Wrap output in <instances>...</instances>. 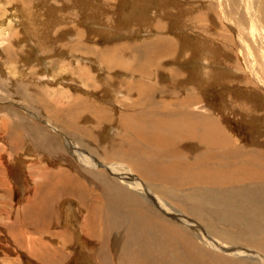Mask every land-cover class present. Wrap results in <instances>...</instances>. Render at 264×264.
<instances>
[{
	"label": "rangeland",
	"instance_id": "374dc122",
	"mask_svg": "<svg viewBox=\"0 0 264 264\" xmlns=\"http://www.w3.org/2000/svg\"><path fill=\"white\" fill-rule=\"evenodd\" d=\"M240 13L239 0H0V264H124L126 260L132 263L139 258L133 256L129 259L130 256L124 252L125 243L121 241L123 236L119 235L120 230L132 225L127 216L129 209H123L125 212L115 210L124 213L125 219L116 217L109 222L103 213L106 223L95 224L96 233L104 236L109 232L111 238L106 237L109 243L104 240L101 246L84 238L89 224L84 217L86 213L80 211L79 200L75 202L59 196L55 202L57 222L50 224L43 233L35 227L27 228L32 234L26 232V226L20 223L25 217L22 210L39 196L35 184L43 179L37 175L46 169L72 170L70 173L83 180L87 187L94 186L90 181L94 177L82 174L86 167L68 153L66 141L79 149L87 163L90 159L98 160L97 168L91 167V172L100 168L106 180H112L114 186H125L113 180L117 176L111 174L106 166L114 163L129 166L128 158L116 156L115 149L114 156H108L110 160H104L103 154L109 143L117 144L121 128H118L115 116L121 114L125 104L133 103V97L125 92L122 82L134 83L137 79L147 86L154 85L155 89L165 86L161 91L154 89L150 92L156 96L159 94V99L144 104L148 110L151 103L160 105L159 101L169 97L173 106L178 107L188 105L187 99H192L193 107L199 108L196 114L215 118L216 124L224 129L225 136L231 137L236 145L240 143L239 146L245 145L247 151L264 154V81H256L250 71L252 55L247 52L241 42L242 35L239 36L237 31L236 20ZM144 50L145 56L141 55ZM157 52L164 54V59L150 56ZM150 57L155 61L161 59L165 65L163 70L151 67L149 76H143L141 72L130 73L132 64ZM260 79L264 80V75ZM239 81L241 87L238 86ZM80 101H88L91 108L106 109L112 116L108 115L109 121H101L93 116L95 110L90 111ZM116 104L122 106L118 105L116 113H113ZM241 104L250 106L243 114L240 113ZM52 117H56L58 122ZM64 122L70 127H91L96 131L92 141L64 129ZM57 148L62 150L67 161L53 158L52 155L57 156ZM131 174L153 190L157 197L160 195L158 199L161 197L165 203H173L172 206L188 222H200L202 226V222L211 224L199 213L191 211L181 192L179 196L157 193V187L164 184L144 180L135 171ZM183 187L187 186H181V190ZM240 196V202L223 205L228 210H235L234 215H241L239 205L245 206L250 197L252 202L255 201L262 197V193L242 192ZM140 201L143 199L138 198L134 206L145 208L143 212H148L150 219L168 221L184 232L192 230L193 224L182 223L154 205ZM244 208L250 209V206ZM94 211V216L95 213L100 215L97 209ZM204 211L203 208L201 212ZM121 222H125L124 229L119 228ZM110 224L119 230L112 225L111 228ZM214 224L217 225V220ZM58 233L61 237L67 235L64 246L53 238ZM253 242L249 239L240 245L255 250L256 255L264 258V238ZM208 255H220V261L227 258L239 264L250 262L246 257L232 256L219 249L209 250Z\"/></svg>",
	"mask_w": 264,
	"mask_h": 264
},
{
	"label": "bare ground",
	"instance_id": "6f19581e",
	"mask_svg": "<svg viewBox=\"0 0 264 264\" xmlns=\"http://www.w3.org/2000/svg\"><path fill=\"white\" fill-rule=\"evenodd\" d=\"M239 1L241 13L236 20L238 27L237 31L239 36L242 35L240 36L241 42L245 44L247 52L252 55V59L249 60V67L254 79L263 82L264 80L260 78L264 75V0ZM144 53H146V50H144L141 55H144ZM163 55L164 54L160 52L153 55L150 54V56H156V59L163 58ZM160 60L155 61L154 58L150 57L141 62L138 60L137 62L134 61L135 63L130 66V71H133L128 72L132 74L133 72H141V75L149 76L151 75V67L159 71V69L161 70L163 66H165L163 61ZM103 61L104 60H102V62ZM78 73L81 74L79 71ZM100 80L102 79L100 78ZM135 80L134 83H131L129 79V82L121 83L125 92H127L130 97H133V103L125 104L121 114L115 116L119 123L118 128H121L119 129V136L116 140L117 144L112 143L111 145V143H109L104 147L103 152L104 160H110L108 156H114L112 155L113 149H115L116 156H119V158H121L120 155L128 158L127 161L130 162L129 166L126 164L122 167L120 164L118 165V163L106 166L111 174L117 176V178L112 179L125 186H114V182L111 183L112 180L111 182L106 180L104 172H101L100 168H98L96 172H91L90 170H93L90 169L91 167L97 168L95 164L99 163L98 160L93 161L90 159V163H87L85 156L80 154L79 149L71 142L66 141L65 145L68 153L74 158L77 157V159L82 162V165L86 167V169H83L85 172L83 171L82 174L84 176L89 175L87 177H94L90 178L94 186L87 187L86 184L82 182L83 180L79 179L75 174L70 173L72 170L67 172L61 169L57 170L56 168L55 171H53V168L49 170L46 169L40 175H37L38 178L40 177L43 179L42 181H37L35 184L37 186L35 188H38L40 192L39 196H37L38 194L35 195L38 198L35 197V199L33 196L34 199L31 204L29 203L26 205L25 209H21L23 212L22 214L25 212V217L21 218L24 219V221L20 220V223L26 226L24 230L26 231L28 227H35L40 233H43L45 232V228L50 224H56L58 217L55 202L59 196H62L63 198H71L75 202L79 200L80 211L86 213L84 217L86 224H89L87 226L88 233L85 234L84 238L85 240L88 238L95 241L97 246H101V242L104 240L108 242L106 237L111 238L109 232L104 235L105 238H103L104 236H99V232L96 233L95 224L104 221L103 213L106 214V220L109 222L111 220L114 221L116 217L125 219L124 213H117L115 210L122 209V211H124L125 209H129V215H127V213L126 215L129 217L128 221L132 225L124 231L120 230L121 232L119 231V235L123 236V238L121 237V241L122 244L125 243L124 252L130 256L129 259L133 256H138L139 258H135L132 263L126 260L125 263L127 264H239L227 258L220 261V255L209 256L208 251L211 249L223 250L225 253H231L232 256L236 255L241 258L246 257L250 261L248 264H264L263 256L260 257L255 254V250L240 245L242 241H248L250 239L251 242H255L257 239L264 238V228L262 227L264 226V154L260 151H247L245 145L239 146L240 143L236 145L231 137L225 136L223 132L224 129L216 124L217 121L215 118H204L202 115L196 114V109L199 108L195 109L193 107L194 105L191 103L193 101L192 99H187L188 105L184 104L179 107L174 105V107L173 103H171L173 100H170L169 97V99L167 98L165 101H159L161 102L160 105L151 103V107L148 110V106L144 104L159 99L157 98L159 94L156 96L150 93L155 89L154 85L149 84L147 86L145 83L139 82L137 79ZM171 81L172 80H170V82ZM238 86H242L241 81H239ZM167 87L168 86H166V88ZM163 89H165V86L156 88L154 91H161ZM171 89H174V87ZM58 94L60 93L58 92ZM256 96L259 95L256 94ZM240 101L243 102L242 100ZM87 102L80 101L79 103L86 107L88 106L90 111L95 110L93 111V116L95 118L97 117L101 121H109L108 115L110 114L108 113L110 112L99 107L91 108L90 104L87 105ZM244 103L246 102L244 101ZM118 105L116 104L114 106L115 109L113 113H116ZM190 108L192 109L190 110ZM240 108V113L243 114L247 112L246 110L250 108V106L241 104ZM60 111L62 112V110ZM67 111L68 110H66V112ZM56 113L58 112L56 111ZM49 114L51 115V113ZM52 118L56 121V117ZM63 128L68 129V131L72 130L73 135L85 136L89 141H92L91 137H93L96 132L89 126L74 125L70 127L66 122H64ZM250 141H252V139ZM262 145L264 144L262 143ZM18 146L19 145H17L15 149H17ZM90 149L91 148H89V150ZM56 155L57 156L52 155L53 158L60 159V162L67 161L66 156L60 148H57ZM71 159L70 157L69 160L71 164H73ZM51 163L56 162L52 161ZM100 166L103 165L100 164ZM131 171L139 173L144 180L164 184L163 187H157V191L154 188L157 193L166 192L173 196H179V192H181L180 194L185 200L184 202L189 204L191 211L196 214L199 213L201 218H204L206 222L211 224L206 223V225L202 222V226L200 222H188L187 219L180 216L179 210L172 206L173 203L172 205L167 202L165 203L162 201L161 197L158 199L160 195L157 197L153 193V190L148 188L147 185L142 184L139 178L131 174ZM79 173L81 175V172ZM181 186L187 187H183L184 189L181 190ZM133 192L138 197L134 196L135 194ZM242 192H254V194L262 193V197L253 202L250 197L249 201L245 204L247 207L250 206V209H245V206L239 205V212L241 215H234L235 210H228L223 205L240 202V195ZM138 198L143 199L142 202L144 204H146V202L150 203L156 208L163 210L168 216L174 217L182 223L193 224L192 230L189 229V233L186 231L184 232L177 228V226L174 225V227L168 224V221L166 223V221L162 222L161 219L156 221L152 218L150 219L147 215L148 212H143L145 208L134 206ZM39 205L40 207H38ZM77 208L78 207H76V209ZM203 208L205 213L201 212ZM208 208H212V210L210 211ZM96 209L100 215H96L95 213L94 216V210ZM187 215L189 216V214ZM215 220H217V225L214 224ZM121 223V227L119 228L124 229L125 222ZM111 225L112 224L109 226ZM259 225L261 228H258ZM112 226L119 230L116 225ZM43 228L44 230L42 231ZM104 228L107 227L104 226ZM98 229H100V227ZM108 229L104 230L108 231ZM109 230L111 231V229ZM26 232L29 231L27 230ZM113 233L116 235L118 231L117 233ZM65 235L61 237V234L58 233L53 238L58 239L57 241L64 246L67 242L65 241L67 235ZM42 241H44V239ZM201 242H203V244ZM204 247L207 248L208 251L205 250ZM123 249L124 248H122V250ZM262 251H264V249ZM125 253L123 254L125 255ZM123 262L121 261V263Z\"/></svg>",
	"mask_w": 264,
	"mask_h": 264
}]
</instances>
